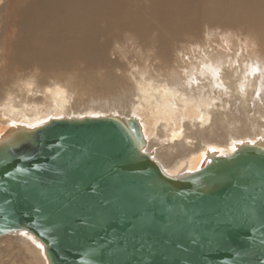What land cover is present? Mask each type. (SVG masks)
<instances>
[{
  "label": "water",
  "instance_id": "obj_1",
  "mask_svg": "<svg viewBox=\"0 0 264 264\" xmlns=\"http://www.w3.org/2000/svg\"><path fill=\"white\" fill-rule=\"evenodd\" d=\"M144 142L131 116L51 119L9 130L0 137V235L28 231L45 245L48 264H264V140L238 145L231 156L211 153L209 163L179 177L165 175ZM237 177L245 183L233 194ZM25 181L35 192L30 200L18 195ZM249 207L257 213L250 227L220 240L229 230L217 226V211L230 217ZM181 208L179 223H170L169 209ZM124 212L140 214L138 224L155 213L156 225L130 236L123 219H114ZM101 216L113 222L98 227Z\"/></svg>",
  "mask_w": 264,
  "mask_h": 264
},
{
  "label": "bare ground",
  "instance_id": "obj_2",
  "mask_svg": "<svg viewBox=\"0 0 264 264\" xmlns=\"http://www.w3.org/2000/svg\"><path fill=\"white\" fill-rule=\"evenodd\" d=\"M239 1L199 0L197 4L194 0L190 9H185L188 3L185 2L183 8L170 13L166 35H172L173 29L178 30L187 21L195 22L194 8L202 3L200 14L205 21L221 15L243 24L255 23L256 46L237 44L230 53L226 52V46L215 51L200 47L175 59L165 57L163 66L142 67L129 75L107 71L102 77L92 70L77 77L78 89L56 82L46 84L45 74L38 79L31 73L13 75L15 80L9 89L5 91L1 85L4 92L0 95V133L6 136L11 129L29 124L41 126L51 119L131 116L140 125L145 141L143 151L164 173H172L171 177L195 172L193 169L209 163L211 153L222 156L210 152L211 148L230 152L234 141L259 140L264 137V0L243 1L242 5ZM119 3V0H5L4 3L0 0V12L4 10L0 13V25L6 18L14 28L8 49L5 46L0 51V71L33 67L48 70L55 65H67L75 57L86 66L105 63V57L88 50L101 42L97 33L105 25L104 14L118 15L116 10L122 6ZM127 26L135 31L138 40H144L147 31L135 28L133 17L127 20ZM160 48L162 55H166L167 42ZM108 94L112 97L108 107L92 106L98 96ZM125 96L126 109L114 108V101L117 106L122 105ZM86 104L87 108H80ZM23 231L0 235V239L16 236L31 255L29 264H48L44 250L37 247L41 242L20 235Z\"/></svg>",
  "mask_w": 264,
  "mask_h": 264
},
{
  "label": "rangeland",
  "instance_id": "obj_3",
  "mask_svg": "<svg viewBox=\"0 0 264 264\" xmlns=\"http://www.w3.org/2000/svg\"><path fill=\"white\" fill-rule=\"evenodd\" d=\"M196 1L198 4L199 0ZM243 1L249 0H240V5H242L241 2ZM2 2L4 3L5 0H2ZM119 2L118 6H122L118 7V10H116V14L118 15L114 17L110 14H104L106 17L102 20L105 25L97 33L101 42L97 47L92 46L90 50H88L91 53L105 57V63H97L91 67L81 64L82 62L80 59L75 57L74 61L67 65H55L48 70L43 67L21 70L15 68L12 70L13 73L8 69H5L7 72L1 70V97L3 96L4 89L5 91L9 89L15 80L13 75L18 76L31 73L38 79L41 74H45L44 78L46 84L56 82L78 89L79 80L77 77L80 73H89V71L92 72V70H94L93 73L102 77L107 71L115 75H129L132 71L142 67L147 68L152 65L163 66L166 64L164 63L165 57L175 59L181 56V54H192L200 47H209L215 51L216 48H225L226 46V52L230 53L237 44H240L241 47L247 44L256 46L258 42V26L255 23L248 22L243 24L221 15L217 16L215 19L206 20L207 23L202 17V14H200L202 12L201 10H203L202 3L196 6L199 10L193 7L195 11L197 10L196 13L199 12L197 15L202 19L195 13V22H193V20L187 21L183 23V28H181L182 26L178 27V30L175 28L173 29L172 35H166L167 30L165 29V25L170 20V13L173 10H180V8H183V6L186 5L185 2H188L185 9L192 8L193 4H195L194 0H119ZM184 11L187 12V10ZM3 12L4 10L0 13ZM130 17H133L136 22L135 28H142L147 31L143 41L138 40L135 31L128 28L127 20ZM197 19L199 22H196ZM220 19H222V21ZM8 20L4 18V21L0 25V27L3 28L2 31L0 30V51H4L5 46L6 50L8 49L9 35L14 31V28L10 26ZM190 22H193L194 25ZM164 42H167L166 55H162V48H160ZM262 72L264 75V70ZM1 85L5 86L4 89L1 88ZM107 97L109 98L107 99ZM97 98L98 100L95 101L92 106L99 107V109L108 107L107 103L112 99L110 94L100 97L101 99L99 96ZM127 100L128 98L125 96V99L122 100V105L118 106L117 102L114 101L116 103V105L113 104L114 108L117 109L120 107L121 109H126ZM120 103L121 102H118V104ZM87 107L88 104H86L85 107L80 106V108ZM27 252L25 246L16 236H7L0 239V264H29V257H31V255Z\"/></svg>",
  "mask_w": 264,
  "mask_h": 264
},
{
  "label": "snow or ice",
  "instance_id": "obj_4",
  "mask_svg": "<svg viewBox=\"0 0 264 264\" xmlns=\"http://www.w3.org/2000/svg\"><path fill=\"white\" fill-rule=\"evenodd\" d=\"M40 123L43 124V123H46V122L45 121H41ZM26 127H28L29 129H33V128L38 127V125L29 124ZM0 137H4V134L0 133ZM5 139H7V137H5ZM258 139L259 140H264V137H259ZM246 143L247 144H251V145H255L257 143V140H248V141L239 140V141H234L232 146H231V151L230 152H221L219 149H216V148H211V149H209V151L210 152H219L220 155H222V156H231V155L237 153L240 150L238 148V145H244ZM15 170L17 172L27 171V169H21V168H16ZM193 171H197V170L193 169ZM4 174L5 175H9V176L11 175L10 172H5ZM165 175L171 176L172 173H167L166 172ZM260 175H261V178H262V182H261V203H262V207H264V172H261ZM244 183H245V181L241 177H237V179L233 183V190H234L233 194L238 193L244 187ZM18 188H19V186H18ZM215 188H216V185L213 184L211 186L210 191L211 190H215ZM18 195H19L20 198L30 200V199H32L35 196V192H34V190L32 188H30L28 186V182L25 181L23 187L20 188V190L18 192ZM152 200H153V197L151 195H148L145 198L144 202L146 204H150L152 202ZM229 211H231V210L229 209ZM169 212L174 214V215H172V217L170 219V223L178 224L180 219H181V215L185 213V209H183V208L178 209V210L177 209H169ZM256 216H257V213H256L255 209L254 208H250V207L241 210L240 214H238V215L235 214V213H232V215L230 217L222 215L219 211H217L216 216H215V220L218 222L217 226L218 227L227 228L229 230L228 232L221 233L219 239L223 240L225 237H227L228 241L230 242L229 233L231 231H236V230L249 228L250 225H249L248 221L250 219H255ZM139 218H140V214H138V213H133L132 216H129L127 212H124L122 217L121 216H116L114 219H115L116 223H119V221L121 219H123L124 224L126 225V227H124V231L127 232L128 235H130V236L133 233H136L138 231L139 232H143V231L149 230L150 228L155 226L156 222H157V216L155 215V213H153L150 216L145 215L143 224L136 223V221L139 220ZM259 218H260L261 225L264 226V211H261ZM224 219H230L232 221V223H226V224L222 223V221ZM81 222L82 223H87L86 220H82ZM112 222H113L112 218L101 216V217H98V219L96 221V226L101 227V228H107L108 224L112 223ZM233 224L239 225V229H234L233 228ZM20 235L25 236L28 239L33 240V242H35L34 237H32L29 234L28 231H23V232L20 233ZM41 235H43V233H41ZM112 238H113V240H116L117 242L119 241V238H118L116 233H112ZM212 242H214V241L210 239L209 243H212ZM37 247H39L41 250H43L45 248V245L43 243H38ZM90 251L91 252H95V249H90ZM102 253H103V250H102ZM237 255H239V253H237ZM45 258L47 259V257H45Z\"/></svg>",
  "mask_w": 264,
  "mask_h": 264
}]
</instances>
